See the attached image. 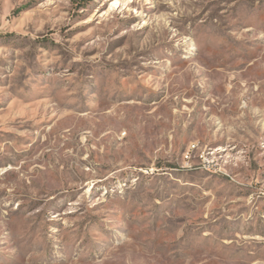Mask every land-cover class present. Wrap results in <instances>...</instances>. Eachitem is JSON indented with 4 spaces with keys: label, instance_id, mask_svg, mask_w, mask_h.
I'll return each mask as SVG.
<instances>
[{
    "label": "rangeland",
    "instance_id": "1",
    "mask_svg": "<svg viewBox=\"0 0 264 264\" xmlns=\"http://www.w3.org/2000/svg\"><path fill=\"white\" fill-rule=\"evenodd\" d=\"M0 264H264V0H0Z\"/></svg>",
    "mask_w": 264,
    "mask_h": 264
}]
</instances>
